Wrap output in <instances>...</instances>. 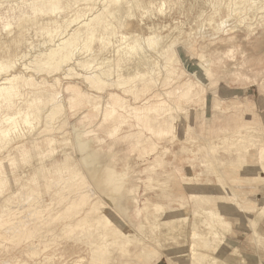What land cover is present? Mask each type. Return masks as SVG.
<instances>
[{"label": "rangeland", "instance_id": "rangeland-1", "mask_svg": "<svg viewBox=\"0 0 264 264\" xmlns=\"http://www.w3.org/2000/svg\"><path fill=\"white\" fill-rule=\"evenodd\" d=\"M98 1L0 21V83L14 74L19 90L1 115L29 113L0 146V264H264V0ZM86 17L94 44L79 35L57 69L42 64ZM82 169L103 177L113 213Z\"/></svg>", "mask_w": 264, "mask_h": 264}, {"label": "bare ground", "instance_id": "bare-ground-1", "mask_svg": "<svg viewBox=\"0 0 264 264\" xmlns=\"http://www.w3.org/2000/svg\"><path fill=\"white\" fill-rule=\"evenodd\" d=\"M79 1H81V0H23V2H21V4H17V5H15L16 3H18V2H16V3H13L12 5L11 4H9L8 3V1L7 0H0V10H1V8L6 4H9L10 6H9V8L5 11V12H1L0 11V21H4V26H5V28L6 27H8L7 29H9V27H11L14 23L13 22H15V21H17L18 19H20V18H22V17H24V16H27V15H30V14H32V15H36V14H40V13H42L43 15L44 14H46V15H50V14H55V13H61V12H64V11H66V10H68V9H70L73 5H76ZM82 1H85L84 2V4L85 3H87V2H89L90 0H82ZM87 1V2H86ZM94 1V0H93ZM98 1V0H97ZM102 1V0H101ZM112 1V0H111ZM120 1V0H119ZM122 1V0H121ZM123 1H125V0H123ZM128 1V0H127ZM10 2V1H9ZM103 2V1H102ZM114 2V1H113ZM116 2V1H115ZM118 2V1H117ZM130 2V1H129ZM128 2V3H129ZM132 2H134L133 0L131 1V3H129V5L130 4H132ZM91 3H92V1H91ZM98 3H99V1H98ZM101 3V2H100ZM111 3V2H110ZM119 3L120 2H118V3H116V4H118L119 5ZM122 3V2H121ZM127 3V2H126ZM114 4V3H113ZM101 5H102V3H101ZM111 5V4H110ZM109 5V6H110ZM126 5V4H125ZM114 6V5H113ZM132 6V5H131ZM131 6H129V8L131 7ZM111 7V6H110ZM109 7V8H110ZM83 8V7H82ZM162 8V7H161ZM264 8V7H263ZM91 9V8H90ZM89 9V10H90ZM93 9V8H92ZM103 9H108V6H106L105 8H103ZM96 11V13H97V10H95ZM99 12V11H98ZM108 12V11H107ZM119 12H120V10H119ZM67 13V12H66ZM110 13V12H109ZM89 14V13H88ZM92 14V13H91ZM114 14V13H113ZM87 15V14H86ZM108 15H112V12H111V14H108ZM60 16V15H59ZM76 16V15H75ZM77 16H79V15H77ZM82 16V15H81ZM92 16V15H91ZM94 16V15H93ZM113 16H115V15H113ZM113 16H111V17H113ZM262 16V15H261ZM65 17H66V15H65ZM105 17V16H104ZM103 17V18H104ZM59 18V17H58ZM70 18V17H69ZM85 18V17H84ZM87 18V17H86ZM91 18V17H90ZM64 19V18H63ZM88 19V18H87ZM92 19V18H91ZM91 19H88L87 21L88 22H85L84 24H83V27H85V30L84 31H75L73 34L71 33V32H73L74 31V29H72V26H71V29L73 30H71V36H70V39L69 40H67V41H63L62 40V36L60 37V36H56V38H58L59 39V37L61 38V40L63 41H60V44H57V48L56 49H54L53 48V46H52V43H50L49 42V45L51 44V48H53V49H50L49 50V52H47V54H44L45 52L44 51H46V49L43 51V49H42V51L44 52L43 53V55H40L41 56V58H42V56H45L46 58H47V61L46 62H44V63H42L41 61H40V59H39V61L42 63V64H44V65H46V66H50L51 68H53V69H57L58 68V66H57V63L60 61V59L58 60L56 57L58 56L59 57V55H61V52H62V50H65V51H67V54H65L63 57H62V60L60 61V62H62L65 58H68V57H70V56H68V54L70 53V50H71V48L74 46V44L76 43V38L77 37H80V36H82V37H87V38H85V39H87V40H84L85 42L84 43H88L89 44V42H91V40L94 38V35L96 34L95 33V31H91V30H94V29H91L92 28V26H93V22L92 21H95L94 23L96 24V22L98 23L97 25H100L102 22H105L106 20H102V18L97 14L96 15V17H93V19H92V21H91ZM65 20V19H64ZM63 20V21H64ZM71 20H73V19H71ZM76 20V19H75ZM81 20V19H80ZM84 20V19H83ZM109 20V19H108ZM90 21H91V23H90ZM66 22H67V19H66ZM74 22V21H73ZM72 22V23H73ZM78 22V21H77ZM107 22V21H106ZM105 22V23H106ZM65 23V22H64ZM69 23V22H68ZM75 23V22H74ZM82 23H83V21H82ZM105 23H103V24H105ZM79 24V23H78ZM107 24V23H106ZM72 25V24H71ZM140 25V27H141V24H139ZM204 25V24H203ZM3 26V27H4ZM74 26V25H73ZM76 26V25H75ZM78 26V25H77ZM101 26V25H100ZM99 26V27H100ZM105 26H107V25H105ZM109 26H111V25H109ZM128 26H130V25H128ZM13 27V26H12ZM60 27V26H59ZM66 27V26H65ZM82 27V26H81ZM94 27V26H93ZM131 27V26H130ZM129 27V28H130ZM139 27V26H138ZM69 27H67L66 29L67 30H69L68 29ZM110 28V27H109ZM125 28H128L127 26L125 27ZM142 28V27H141ZM144 28H147V27H144ZM153 28V27H152ZM6 29V30H7ZM57 29V28H56ZM113 29V28H112ZM112 29H111V31H112ZM150 29H151V27H150ZM59 30H60V28H59ZM58 30V31H59ZM66 30V31H67ZM106 30V28L105 27H103V31H105ZM129 30H131V29H129ZM132 30H135V29H132ZM131 30V32L130 33H132L133 31ZM141 31H139V28H137V31H138V33L139 32H142V34L144 35V33H143V29H140ZM147 30H149V29H147ZM174 30H176V29H174ZM57 31V32H58ZM62 31V30H61ZM60 31V32H61ZM65 31V32H66ZM125 31V30H124ZM127 31V30H126ZM136 31V30H135ZM151 31V30H150ZM2 32H3V30H2ZM47 32V31H46ZM178 32H179V30H178ZM54 33H56V30L54 31ZM99 33V32H98ZM111 33V32H110ZM126 33H129L128 31L126 32ZM65 34V33H64ZM140 34V33H139ZM12 35V34H11ZM47 34H45V36H46ZM54 35H57V34H53L52 36H54ZM59 35H60V33H59ZM61 35H62V33H61ZM80 35V36H79ZM105 35V34H104ZM136 35V34H135ZM65 36V35H64ZM106 36H107V34H106ZM117 36V35H116ZM102 37V36H101ZM130 37H131V35H130ZM140 37H141V34H140ZM45 38V37H44ZM49 38H51L52 40H53V38L52 37H49ZM48 38V39H49ZM142 38V37H141ZM154 38V37H153ZM157 38V37H156ZM162 38V37H161ZM160 38V39H161ZM37 39V38H36ZM63 39H64V37H63ZM106 39V38H105ZM105 39H104V41H105ZM122 39V38H121ZM126 38H124V40H123V42L124 41H126L125 40ZM130 39V38H129ZM143 39V38H142ZM141 39V40H142ZM149 39V38H148ZM44 40H46V39H44ZM55 40V39H54ZM53 40V41H54ZM60 40V39H59ZM65 40V39H64ZM80 40H83V38L81 39L80 38ZM95 40V39H94ZM93 40V41H94ZM98 40V39H97ZM159 40V39H158ZM48 41V40H47ZM52 41V42H53ZM56 41V40H55ZM102 41V40H101ZM101 41H100V43H101ZM149 41V40H148ZM162 41V40H161ZM58 42V41H57ZM56 42V43H57ZM62 42V43H61ZM142 42H143V40H142ZM152 42V44L155 42L154 40H152L151 41ZM158 42H160V40L158 41ZM46 43V42H45ZM54 43V42H53ZM59 43V42H58ZM141 43V42H140ZM156 43V42H155ZM48 44V43H47ZM47 44H46V47H47ZM77 44V43H76ZM78 44H79V42H78ZM91 44H94V43H92L91 42ZM91 44L89 45V47H91ZM110 44V43H109ZM123 44V43H122ZM135 44V43H134ZM137 44V43H136ZM135 44V45H136ZM43 45V44H42ZM56 45V44H55ZM83 45H85V44H83ZM113 45V44H112ZM124 45H126V43L124 44ZM145 45V44H144ZM158 45H160V44H158ZM157 45V46H158ZM38 46H39V44H38ZM78 46V45H77ZM88 46V45H87ZM138 45H136V46H131V45H126L125 47L124 46H122L124 49H128L130 52L131 51H134V50H137V48H138V50L140 49V48H143V46L142 47H137ZM156 46V47H157ZM169 46V45H168ZM35 47H36V45H35ZM75 47V46H74ZM110 47V46H109ZM158 47H160V46H158ZM158 47L156 48V49H158ZM31 48H34V47H31ZM30 48V49H31ZM41 48V47H40ZM44 48H45V44H44ZM84 48H88V47H84ZM93 48V47H92ZM176 47H174V49H175ZM36 49H37V47H36ZM68 49H69V51H68ZM74 50H75V48H73ZM79 49H80V47H79ZM113 49V48H112ZM34 50H35V48H34ZM47 50H48V48H47ZM82 50V49H81ZM88 50H90V48L88 49ZM87 50V51H88ZM121 50V49H120ZM119 50V51H120ZM137 50V51H138ZM42 51L40 52V53H42ZM73 51V50H72ZM71 51V52H72ZM75 51H77V47H76V50ZM91 51V50H90ZM35 52V51H34ZM34 52H31V53H34ZM39 52V51H38ZM38 52H36V54L35 55H37V53ZM74 52V51H73ZM117 52V51H116ZM136 52V51H135ZM139 52H140V50H139ZM175 52V51H174ZM30 53V54H31ZM75 53V52H74ZM78 53V52H77ZM93 53V52H92ZM104 53V52H103ZM134 53V52H133ZM63 54V53H62ZM70 54H72V53H70ZM69 54V55H70ZM28 55H29V53H28ZM32 55V54H31ZM39 55V54H38ZM73 55V54H72ZM75 55H77V54H75ZM25 56H27V55H25ZM34 56V55H33ZM23 57V56H22ZM29 57H31V56H29ZM28 57V58H29ZM74 57H76V56H74ZM90 57H92V55L90 56ZM25 59H26V57H24ZM23 58V59H24ZM32 58V57H31ZM30 58V59H31ZM23 59H21V60H23ZM29 59V60H30ZM69 59V58H68ZM73 59V58H72ZM17 60H18V58H17ZM35 60V59H34ZM66 60V59H65ZM89 60V62H90V59H88ZM2 61V60H1ZM68 61V60H67ZM67 61H66V63H67ZM74 61V60H73ZM19 62H21V61H19ZM32 62V61H31ZM34 62V61H33ZM59 62V63H60ZM71 61H69L68 63H70ZM9 63V62H8ZM63 63V62H62ZM61 63V64H62ZM65 63V64H66ZM73 63V62H72ZM94 63V62H93ZM106 63V62H105ZM14 64V63H13ZM12 64V66H14ZM24 64V63H23ZM26 64V63H25ZM27 64H29V63H27ZM35 64H37V62L35 63ZM60 64V65H61ZM78 64H79V62H78ZM88 63H86V65H87ZM29 65H31V64H29ZM32 65H33V63H32ZM31 65V66H32ZM68 64H66V66H67ZM83 65V64H82ZM85 65V64H84ZM83 65V66H84ZM90 66L92 65L91 63L89 64ZM27 66V65H26ZM34 66V65H33ZM36 66V65H35ZM38 66H40L39 64H38ZM61 66H63L64 67V65L62 64ZM72 66V65H71ZM81 66V65H80ZM79 66V67H80ZM9 67H11V66H8L7 64H5V62L3 61V62H0V73H1V75H3L4 73H7V72H5V71H7L8 69H9ZM37 67V66H36ZM43 67H45V66H43ZM47 67V68H48ZM50 67H49V69H50ZM82 67V66H81ZM85 67V66H84ZM100 67H102V66H100ZM6 68H7V70H6ZM29 69H30V67H28ZM71 68V67H70ZM74 68V67H73ZM72 68V71H71V73L74 71V69ZM88 68V67H87ZM95 68V67H94ZM15 69V68H14ZM21 69H23L24 71H25V67H21ZM42 69V68H41ZM59 69H60V67H59ZM69 69V68H68ZM98 69V68H97ZM103 69V68H102ZM170 68H168L167 70H169ZM10 70H12V71H14L13 69H10ZM27 70V69H26ZM52 70V69H51ZM61 70V69H60ZM92 70V69H91ZM96 70V69H95ZM4 71V73L2 74V72ZM44 71V70H43ZM50 71V70H49ZM55 71V70H54ZM63 71V70H62ZM102 71V70H101ZM8 72H11V71H9L8 70ZM26 72V71H25ZM47 72V71H46ZM52 72V71H51ZM64 72V71H63ZM67 72V71H66ZM99 72V71H98ZM97 72V73H98ZM104 72V71H103ZM106 72V71H105ZM117 72V71H116ZM115 72V73H116ZM50 73V72H49ZM68 73V72H67ZM92 73H94V70H93V72ZM154 73V72H153ZM169 73V72H168ZM8 74V73H7ZM6 74V75H7ZM11 74V73H10ZM18 74H20V73H18ZM53 74H55V73H53ZM148 74V73H147ZM171 74V73H170ZM1 75H0V77H1ZM5 75V74H4ZM17 75V74H16ZM21 75H25L24 73H21ZM21 75H18V77H22ZM69 75H71L70 74V71H69ZM89 75V74H88ZM92 75V74H91ZM91 75L89 76V77H91ZM100 75H101V73H100ZM103 75V74H102ZM101 75V79H102V76ZM153 75V74H152ZM67 76V75H66ZM79 76V75H78ZM98 76V75H97ZM17 76H14V74L13 75H11L10 77H7V78H4L3 80H4V83H0V146H6L7 144H8V142H7V140H8V137H9V134H10V132H12L13 131V129H14V127L16 126L15 124L18 122V120H17V118L18 117H22L23 119H21V120H23V121H27V119L29 118V113L28 112H23V111H18V112H16V113H14V114H6V115H4V116H2L1 115V112H2V109L4 108V109H9V108H12V107H14V104L12 103L13 102V100H15V97H18L17 95H18V91H17V84L15 83V81H16V78ZM107 77H109V76H107ZM20 78H18V79H20ZM26 78V77H25ZM92 78V77H91ZM90 78V79H91ZM28 79H30L29 77H28ZM96 79V78H95ZM107 79V78H106ZM105 79V80H106ZM25 80V79H24ZM100 80V79H99ZM108 80V79H107ZM26 81H27V79H26ZM31 81V80H30ZM93 81H95L94 79H93ZM1 82H3L2 80H1ZM23 82H25V81H23ZM105 82V81H104ZM112 82V81H111ZM19 83V82H18ZM25 83H28V81L27 82H25ZM32 83V82H31ZM99 83V82H98ZM98 83H96V85L98 84ZM100 83H101V80H100ZM115 83V82H114ZM23 84V83H22ZM93 84V83H92ZM95 84V83H94ZM125 84V83H124ZM99 85V84H98ZM111 85H112V83H111ZM122 85H123V83H122ZM25 86H27L26 84H25ZM32 86V85H31ZM101 86V85H100ZM22 87V86H21ZM121 88V87H120ZM190 90V88H188L186 91H189ZM59 93V92H58ZM53 95V94H52ZM56 95H57V93H56ZM21 97H22V95H20ZM32 96V95H31ZM58 96V95H57ZM19 98V97H18ZM17 98V99H18ZM23 98V97H22ZM41 98V97H40ZM28 99H29V97H28ZM33 99V98H32ZM57 99V98H56ZM42 100V99H41ZM49 100V99H48ZM50 100H51V97H50ZM52 100H53V98H52ZM51 100V101H52ZM58 100V99H57ZM33 101V100H32ZM54 102H56L55 100H53ZM42 102V101H41ZM48 102V101H47ZM46 102V103H47ZM53 102V103H54ZM60 103H61V101H59ZM23 103V102H22ZM38 103H39V101H38ZM48 103H50V101L48 102ZM57 104H58V102H56ZM59 103V104H60ZM24 104H26V103H24ZM33 104V103H32ZM44 104V103H43ZM54 105H56L55 103H54ZM32 106H34V104L32 105ZM43 106V105H42ZM49 106V105H48ZM51 106H52V104H51ZM61 106V105H60ZM60 106H58V109H59V107ZM40 107V106H39ZM47 107V106H46ZM19 108V107H18ZM31 108V107H30ZM29 108V109H30ZM48 108V107H47ZM51 108V107H50ZM36 109H38V108H36ZM39 109H41V108H39ZM38 109V110H39ZM53 109V108H52ZM57 109V110H58ZM17 110H19V109H17ZM28 110V109H27ZM53 110H56L55 108L53 109ZM53 110H50V111H53ZM56 110V111H57ZM37 111V110H36ZM39 112H41V110H39ZM48 112H49V110H48ZM55 112V111H54ZM3 113V112H2ZM34 114V116L33 117H35V113H33ZM51 114V113H50ZM55 114V113H54ZM115 114V113H114ZM31 116H32V114H30ZM38 115V114H37ZM36 115V116H37ZM110 115V114H109ZM30 116V117H31ZM53 116V115H52ZM106 116H108V114L106 115ZM105 116V117H106ZM49 117H51L50 115H49ZM48 117V118H49ZM16 120H17V122H16ZM27 123H28V121H27ZM49 124V123H48ZM114 127V126H113ZM16 128V127H15ZM49 128V127H48ZM47 129V128H46ZM14 131H16V130H14ZM42 131V130H41ZM48 131L50 132V130L48 129ZM44 132V131H43ZM42 133V132H41ZM19 137V136H18ZM21 137V136H20ZM19 137V138H20ZM17 138V137H16ZM34 138V137H33ZM36 138V137H35ZM21 139V138H20ZM37 140V139H36ZM145 140H147V139H145ZM12 143H13V141H12ZM25 144V143H24ZM142 145V144H141ZM17 147V146H16ZM137 147V146H136ZM7 150V149H6ZM1 151V150H0ZM263 153H264V151H263ZM83 162V161H82ZM83 170V169H82ZM87 173V174H86ZM86 173H84V170L83 171H81V172H79L78 173V175H79V178L78 179H82L84 182H85V184H86V188H84V189H86L87 191H85V192H87L88 193V196L89 197H95L96 199H97V201H99L100 202V204L102 203L103 204V206H102V208H101V211H100V213H102V211H104L105 213L107 212V210H109L111 213H113V211L111 210V208L112 207H109L105 202H104V199H103V197H105V198H110V199H112L113 200V202H114V200H115V198H112V197H109V193H107V192H105L104 190H105V188H106V184L105 183H103L102 182V179H103V177L100 175V174H93V173H90V172H87L86 171ZM70 176V175H69ZM76 176V175H75ZM66 178V177H65ZM71 178H73V177H71ZM76 178V177H75ZM194 178V177H193ZM64 179V178H63ZM62 179V180H63ZM67 180H68V178H66ZM70 180V179H69ZM74 179H72V181H73ZM92 180H93V182H92ZM193 180V179H192ZM71 181V180H70ZM78 181H80V180H78ZM62 182V181H61ZM68 182V181H67ZM74 182H76V181H74ZM54 183H56V182H54ZM95 185H94V184ZM84 184V185H85ZM73 185V184H72ZM58 186H59V184H58ZM61 186V185H60ZM79 186V185H78ZM189 187H191L192 188V185L191 184H189L188 185ZM65 187V186H64ZM82 187V186H81ZM95 187H96V189H95ZM82 190V189H81ZM84 191V190H83ZM82 191V192H83ZM33 192H34V190H33ZM29 193V192H28ZM36 193V192H35ZM50 193H52V192H50ZM31 194V193H30ZM29 194V195H30ZM54 194V193H53ZM78 194V193H77ZM81 194V193H80ZM85 194V193H84ZM236 194V193H235ZM31 195H33V194H31ZM64 195V194H63ZM75 195V194H74ZM82 195V194H81ZM81 195H80V197H81ZM86 195V194H85ZM37 196V195H36ZM103 196V197H102ZM236 196V195H235ZM30 197V196H29ZM28 197V198H29ZM71 197V196H70ZM75 197V196H74ZM74 197H73V199H74ZM86 197V196H85ZM35 198V197H34ZM78 198H79V196H78ZM93 198H91V199H93ZM237 198V197H236ZM24 199V198H23ZM22 199V200H23ZM27 199V198H26ZM32 199V198H31ZM71 199V198H70ZM69 199V200H70ZM86 199L87 198H85V202H87L86 201ZM90 199V198H89ZM36 200V199H35ZM72 200V199H71ZM83 200V199H82ZM26 201V200H25ZM27 201H28V199H27ZM26 201V202H27ZM26 202H25V204H26ZM67 202V201H66ZM70 202V201H69ZM84 202V204H86ZM91 201L89 200V203H90ZM104 202V203H103ZM82 203V202H81ZM22 204H24V203H22ZM71 204V203H70ZM95 204V203H94ZM37 205V204H36ZM35 205V206H36ZM26 206V205H25ZM45 206V205H44ZM82 206V205H81ZM86 206V205H85ZM84 206V208H86ZM263 206H264V204H263ZM13 207V206H12ZM31 207H34V206H31ZM48 207V206H47ZM68 207V206H67ZM66 207V208H67ZM75 207V206H74ZM79 207V206H78ZM77 207V208H78ZM83 207V206H82ZM113 207H115V209L116 210H119V211H123V212H125L124 211V209H123V207L121 206V205H119V204H117V203H115L114 205H113ZM160 207V206H159ZM41 208V207H40ZM15 209H16V207H15ZM18 209V208H17ZM43 209V208H42ZM48 209H50V208H47V210ZM57 209V208H56ZM69 209V208H68ZM67 209V210H68ZM71 209V208H70ZM79 209V208H78ZM80 209H81V207H80ZM83 209V208H82ZM96 209V208H95ZM24 210V209H23ZM26 210V209H25ZM40 210V209H39ZM72 210H75V209H72ZM17 211V210H16ZM263 211V210H262ZM5 212V211H4ZM34 213L36 212V211H33ZM45 212H46V210H45ZM97 211H95V213H96ZM103 212V213H104ZM31 213H32V211H31ZM61 213V212H60ZM82 213V212H81ZM94 213V212H93ZM102 213V214H103ZM7 214V213H6ZM26 214H30V213H26ZM40 214V213H39ZM44 214V213H43ZM78 214V213H77ZM10 215V214H9ZM17 215V214H16ZM22 215V214H21ZM86 216H87V214H85ZM90 215V214H89ZM88 215V216H89ZM97 215V214H96ZM27 215H25V217H26ZM36 216V215H35ZM58 216V215H57ZM72 216V215H71ZM87 216V217H88ZM108 215H103V216H101L100 217V221L102 220V218L104 219V220H106V223L108 224V225H113V221H112V219H111V217L109 218V217H107ZM25 217H22V219L23 218H25ZM32 217H33V215H32ZM39 217H40V215H39ZM52 217V216H51ZM55 217V216H54ZM59 217H61V215L59 216ZM58 217V218H59ZM87 217L85 218V219H87ZM218 217V216H217ZM31 218V217H30ZM61 218H63V216L61 217ZM89 218V217H88ZM55 219V218H54ZM82 219V221L80 222V223H84V220H83V218H81ZM92 218H90L89 220H91ZM19 220V219H18ZM17 220V221H18ZM33 220V219H32ZM36 220V219H35ZM38 220V219H37ZM42 220H44V219H42ZM94 220V219H93ZM60 221V220H59ZM86 221V220H85ZM96 221H97V219H96ZM6 222V221H5ZM9 222V221H8ZM15 222V221H14ZM30 222V221H29ZM37 222V221H36ZM41 222V221H40ZM39 222V223H40ZM45 222H46V220H45ZM98 222V221H97ZM4 223V222H3ZM11 223H12V221H11ZM31 223H33V221L31 222ZM30 223V224H31ZM112 223V224H111ZM18 224H22V222L21 221H19L18 222ZM100 224V223H99ZM17 226V225H16ZM76 226H78L77 224H76ZM11 227H12V225H11ZM10 227V228H11ZM14 227V226H13ZM40 227V226H39ZM9 228V227H8ZM30 228V227H29ZM70 228V227H69ZM68 228V229H69ZM85 228H86V226H85ZM91 228V227H90ZM103 228H104V226H103ZM107 228H108V226H107ZM7 229V228H6ZM84 229V228H83ZM109 229V228H108ZM22 230V229H21ZM33 230V229H32ZM76 230V229H75ZM4 232L6 231L5 229L3 230ZM8 231H10V230H8ZM16 231V230H15ZM30 231V230H29ZM25 232V228H24V231L22 232V233H24ZM213 232V231H212ZM6 233V232H5ZM15 233V232H14ZM17 233H18V231H17ZM20 233H21V231H20ZM26 234H27V232H25ZM2 235V234H1ZM9 235V234H8ZM18 235V234H17ZM32 235V234H31ZM106 235V234H105ZM12 236V235H11ZM20 236V235H19ZM212 237V236H211ZM18 238V237H17ZM30 238H31V236H30ZM33 239V238H32ZM10 240V239H9ZM27 240V239H26ZM25 240V241H26ZM206 239H203V244L205 243L206 245H208V242L207 241H205ZM6 243V242H5ZM19 244V243H18ZM47 244V243H46ZM3 245V244H2ZM6 247V246H5ZM32 249V248H31ZM37 249V248H36ZM35 249V250H36ZM45 249V248H44ZM6 250H8V249H6ZM193 250V249H192ZM33 251V250H32ZM44 251V250H43ZM38 253V252H37ZM43 254V253H42ZM198 254V253H197ZM195 252H193L192 253V255H197ZM199 255H201V257L203 258V257H205V256H202V254H199ZM33 257V256H32ZM182 257H183V255H182ZM181 256H180V259L182 258ZM186 257V255L183 257V258H185ZM34 258H36L35 256H34ZM171 258V257H170ZM169 258V259H170ZM174 260V259H173ZM44 263V262H43ZM6 264V263H5ZM8 264V263H7ZM170 264H186L185 263V261H184V259L183 260H181V262L180 263H175L174 261H172V259H171V262H170Z\"/></svg>", "mask_w": 264, "mask_h": 264}]
</instances>
